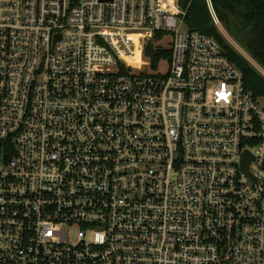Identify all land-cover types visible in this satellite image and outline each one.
Returning <instances> with one entry per match:
<instances>
[{
	"label": "built area",
	"instance_id": "1",
	"mask_svg": "<svg viewBox=\"0 0 264 264\" xmlns=\"http://www.w3.org/2000/svg\"><path fill=\"white\" fill-rule=\"evenodd\" d=\"M185 14L0 0V264H264V108Z\"/></svg>",
	"mask_w": 264,
	"mask_h": 264
},
{
	"label": "trees",
	"instance_id": "2",
	"mask_svg": "<svg viewBox=\"0 0 264 264\" xmlns=\"http://www.w3.org/2000/svg\"><path fill=\"white\" fill-rule=\"evenodd\" d=\"M186 10L185 27L213 36L228 58L242 71L244 84L253 96H264V77L224 39L212 20L206 0H177ZM220 25L247 54L264 69V0H210ZM157 33L154 38H159ZM169 51L153 43L147 44L144 57L155 68Z\"/></svg>",
	"mask_w": 264,
	"mask_h": 264
},
{
	"label": "rangeland",
	"instance_id": "3",
	"mask_svg": "<svg viewBox=\"0 0 264 264\" xmlns=\"http://www.w3.org/2000/svg\"><path fill=\"white\" fill-rule=\"evenodd\" d=\"M217 27L219 32L222 34L224 39L233 47V49L241 55L244 59H246L263 77H264V69L256 63L247 52L236 42V40L220 25L217 23ZM256 102L262 108H264V96H257Z\"/></svg>",
	"mask_w": 264,
	"mask_h": 264
},
{
	"label": "water",
	"instance_id": "4",
	"mask_svg": "<svg viewBox=\"0 0 264 264\" xmlns=\"http://www.w3.org/2000/svg\"><path fill=\"white\" fill-rule=\"evenodd\" d=\"M247 156H246V152H245V156H244V158L247 160V158H246ZM246 162L244 163V167H246Z\"/></svg>",
	"mask_w": 264,
	"mask_h": 264
}]
</instances>
